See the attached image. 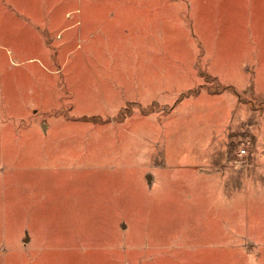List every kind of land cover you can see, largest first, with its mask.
Returning a JSON list of instances; mask_svg holds the SVG:
<instances>
[{
  "label": "rangeland",
  "instance_id": "obj_1",
  "mask_svg": "<svg viewBox=\"0 0 264 264\" xmlns=\"http://www.w3.org/2000/svg\"><path fill=\"white\" fill-rule=\"evenodd\" d=\"M0 264H264V0H0Z\"/></svg>",
  "mask_w": 264,
  "mask_h": 264
},
{
  "label": "crops",
  "instance_id": "obj_2",
  "mask_svg": "<svg viewBox=\"0 0 264 264\" xmlns=\"http://www.w3.org/2000/svg\"><path fill=\"white\" fill-rule=\"evenodd\" d=\"M189 49H190V60H189V63H190V69H189V76H190V73H191V75H198V72L196 73L195 72V63H194V55H193V52H194V50H192L190 47H189ZM186 62V61H185ZM184 62V63H185ZM192 81V80H191Z\"/></svg>",
  "mask_w": 264,
  "mask_h": 264
}]
</instances>
